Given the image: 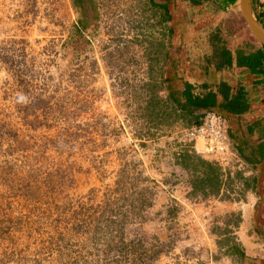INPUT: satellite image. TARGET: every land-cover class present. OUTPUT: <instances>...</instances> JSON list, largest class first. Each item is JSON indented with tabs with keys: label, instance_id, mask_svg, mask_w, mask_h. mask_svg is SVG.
Returning <instances> with one entry per match:
<instances>
[{
	"label": "rangeland",
	"instance_id": "obj_1",
	"mask_svg": "<svg viewBox=\"0 0 264 264\" xmlns=\"http://www.w3.org/2000/svg\"><path fill=\"white\" fill-rule=\"evenodd\" d=\"M197 6L222 23L205 36L262 49L235 26L238 7ZM254 10L264 23V0ZM180 17V33L193 29ZM164 18L149 0H0V264L222 260L212 196L175 165L187 127L157 124L164 105L145 87H160Z\"/></svg>",
	"mask_w": 264,
	"mask_h": 264
},
{
	"label": "crops",
	"instance_id": "obj_2",
	"mask_svg": "<svg viewBox=\"0 0 264 264\" xmlns=\"http://www.w3.org/2000/svg\"><path fill=\"white\" fill-rule=\"evenodd\" d=\"M149 1L164 11L166 23L173 26L171 43L169 35H165L164 42L160 44L161 54L157 64L159 70L150 71L151 79L152 74L156 73L162 77L159 92L151 81L145 86L147 91L150 86L154 90L153 99L159 98L164 105L156 114L158 121L167 113V120L184 125L192 121V117L201 116L207 111L208 108L201 107L200 104L183 112L179 110L171 95L178 96L179 100L185 103L184 96L188 86L192 88V98L195 101L196 97H204L207 93L214 94L216 100L211 108L220 111L228 119L232 144L242 158L251 164L254 171L247 182V196L244 195V201L233 202L224 195L226 193H222L220 176L218 179L215 177L216 171L220 170L209 160L189 152L186 155L182 153L183 156L180 155L175 162L185 174H199L190 187L193 190V185H198L195 193L197 197L212 196L211 202H214V206L210 212L213 213L218 226L210 232L212 238L209 248L212 253H218L226 264H264V67L263 71H252L243 61V57L261 49L257 47L253 51H247L241 46L233 48L234 43L230 46L228 39L220 32L219 36H205V28L212 27L215 28L213 31H216L222 23L218 17L211 18L210 12L207 17L201 13L200 17H196L198 14L195 13L201 10L200 6L196 9L181 0ZM179 6L183 10H177ZM238 8L233 9V15L237 19L235 22L238 23H235V26L245 30ZM180 16L185 17L182 19L184 22H191L193 29L188 25V28L180 33L175 27ZM243 41L250 42V39L245 36L238 40L239 43ZM210 50V58H202V52L209 54ZM226 52L231 54L230 61H226ZM241 62L243 64H240ZM219 64L223 65L221 69L218 68ZM231 102L239 112L233 113L229 110ZM173 109L175 115L171 112ZM186 111L190 112L191 116L179 119ZM208 163L209 167L206 166ZM193 165H197L195 171L192 170ZM222 196L227 197L225 201L221 200Z\"/></svg>",
	"mask_w": 264,
	"mask_h": 264
},
{
	"label": "built area",
	"instance_id": "obj_3",
	"mask_svg": "<svg viewBox=\"0 0 264 264\" xmlns=\"http://www.w3.org/2000/svg\"><path fill=\"white\" fill-rule=\"evenodd\" d=\"M162 32V28L159 29ZM229 121L218 110H207L199 125L179 131V153L190 152L212 161L220 170L222 193L233 202H243L247 182L254 174L252 166L246 162L233 146L229 137ZM178 153V154H179ZM227 197L222 196L221 199ZM215 264H226L219 261Z\"/></svg>",
	"mask_w": 264,
	"mask_h": 264
},
{
	"label": "trees",
	"instance_id": "obj_4",
	"mask_svg": "<svg viewBox=\"0 0 264 264\" xmlns=\"http://www.w3.org/2000/svg\"><path fill=\"white\" fill-rule=\"evenodd\" d=\"M185 2H189L191 5H198V4H201L202 2H210V1H214V2H217L219 3V7L221 9H227L228 7L230 6H239V0H184ZM255 0H253L254 2ZM257 19L261 22V24L263 25L264 27V23L258 18L257 16ZM164 23L166 22V17L164 18ZM226 61H230V56L231 54L229 52H226ZM243 61H244V64L249 67L252 71H263V62H264V48H262L261 50H258L257 52L253 53V54H249L247 57H243ZM242 61V62H243ZM240 63V64H243V63ZM223 65L219 64V69H221ZM185 103H182L180 100H179V97L178 96H175V95H171V99L178 105V107L180 108L179 110L181 112L185 111V109H190L191 107L195 106V105H202L201 107H206L207 110H210L212 109L211 107L214 106V103H215V95L212 94V93H207L204 97H196V101L193 100L192 98V88L190 86H188V91L186 92L185 94ZM228 98V96H227ZM151 104H153L154 106H156V100L153 99L151 101ZM177 108V107H176ZM229 110L233 111L234 112H239V110L237 109V107H235L234 105H232V102L230 103V106L228 107ZM154 111V110H153ZM171 112L173 113V115H175V109L171 110ZM171 114V116H173ZM167 113H164L163 114V117L166 116ZM184 115L182 117H180L179 119H185V116L187 117L188 115L191 116V113L190 112H184L183 113ZM203 115L201 116H195V117H192L193 120L192 121H189L188 123H184L185 126L187 127H191L193 125H199L201 123V118H202ZM157 117V115H156ZM155 118H152L151 117V121L153 122ZM166 119V118H165ZM165 119H162L158 121V119L156 118V123H163L165 121ZM167 120V119H166ZM231 139V138H230ZM184 155H186V152L184 153ZM183 156V155H181ZM188 158V156L186 157ZM249 163V162H248ZM250 164V163H249ZM214 165V164H213ZM251 165V164H250ZM206 166H210V164H206ZM215 166V165H214ZM216 167V166H215ZM217 168V167H216ZM192 169L193 171H195L197 169V165H193L192 166ZM218 170V168H217ZM217 173V174H216ZM215 173V177L218 179L219 178V175H220V172L219 171H216ZM214 177V178H215ZM196 187L198 188V185L195 184V186L193 185V190H194V193H196L197 189Z\"/></svg>",
	"mask_w": 264,
	"mask_h": 264
},
{
	"label": "water",
	"instance_id": "obj_5",
	"mask_svg": "<svg viewBox=\"0 0 264 264\" xmlns=\"http://www.w3.org/2000/svg\"><path fill=\"white\" fill-rule=\"evenodd\" d=\"M239 9L252 37L264 48V27L255 15L253 0H239Z\"/></svg>",
	"mask_w": 264,
	"mask_h": 264
},
{
	"label": "clouds",
	"instance_id": "obj_6",
	"mask_svg": "<svg viewBox=\"0 0 264 264\" xmlns=\"http://www.w3.org/2000/svg\"><path fill=\"white\" fill-rule=\"evenodd\" d=\"M253 9H254V2H253ZM254 12H255V10H254ZM255 15H256V13H255ZM256 17H257V15H256ZM166 23V22H165ZM164 24V22H161V23H158V25H163ZM165 31L163 32V33H161V36H160V38H162V40H165ZM161 43L163 42V41H160ZM263 48V47H262ZM150 82V81H149ZM148 82V83H149ZM141 85H143V84H141ZM220 112V111H219ZM194 126V125H193ZM192 127V126H191ZM188 128V127H187ZM230 137V136H229ZM231 140V139H230ZM232 142V141H231ZM185 153V152H184ZM186 153H189V152H187L186 151ZM190 154H195V153H190ZM178 155H180V154H178ZM196 155V154H195ZM196 156H198V155H196ZM198 157H200V156H198ZM202 158V157H201ZM204 159V158H203ZM208 160V159H207ZM210 161V160H209ZM211 163H213L212 161H210ZM214 164V163H213ZM215 165V164H214ZM216 166V165H215ZM217 167V166H216Z\"/></svg>",
	"mask_w": 264,
	"mask_h": 264
},
{
	"label": "flooded vegetation",
	"instance_id": "obj_7",
	"mask_svg": "<svg viewBox=\"0 0 264 264\" xmlns=\"http://www.w3.org/2000/svg\"><path fill=\"white\" fill-rule=\"evenodd\" d=\"M258 16V18L261 20V17H260V15H257Z\"/></svg>",
	"mask_w": 264,
	"mask_h": 264
}]
</instances>
